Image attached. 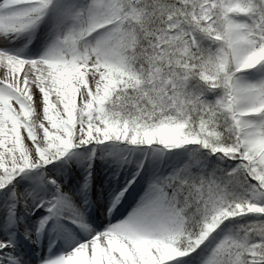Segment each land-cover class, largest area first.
Instances as JSON below:
<instances>
[{"label":"snow or ice","instance_id":"1","mask_svg":"<svg viewBox=\"0 0 264 264\" xmlns=\"http://www.w3.org/2000/svg\"><path fill=\"white\" fill-rule=\"evenodd\" d=\"M0 264H264V0H0Z\"/></svg>","mask_w":264,"mask_h":264},{"label":"bare ground","instance_id":"2","mask_svg":"<svg viewBox=\"0 0 264 264\" xmlns=\"http://www.w3.org/2000/svg\"><path fill=\"white\" fill-rule=\"evenodd\" d=\"M0 71H2V70H0Z\"/></svg>","mask_w":264,"mask_h":264}]
</instances>
